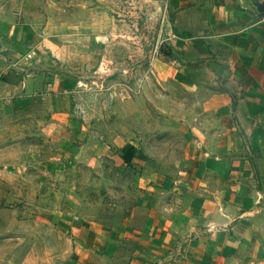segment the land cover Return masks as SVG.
<instances>
[{
    "label": "crops",
    "instance_id": "0c3cea01",
    "mask_svg": "<svg viewBox=\"0 0 264 264\" xmlns=\"http://www.w3.org/2000/svg\"><path fill=\"white\" fill-rule=\"evenodd\" d=\"M86 1V22L69 25L17 22L16 9L0 4V233L30 242L19 264H264V0ZM158 36L170 45L155 57ZM146 57L157 58L154 73L114 88ZM82 79L108 82L110 99L97 103L95 85L81 110L112 119L103 152L101 125L79 117ZM176 86L184 93L179 118ZM150 109L167 113L164 127L182 130L180 163L161 167L164 157L145 151ZM64 130L72 144L83 135L97 162L128 165L124 149L136 150L128 167L138 199L125 215L104 221L79 214L77 202H50L43 175L63 176L57 161L71 155L44 163L35 193L20 180L33 154L47 150L26 155L23 146L36 137L63 143Z\"/></svg>",
    "mask_w": 264,
    "mask_h": 264
},
{
    "label": "rangeland",
    "instance_id": "374dc122",
    "mask_svg": "<svg viewBox=\"0 0 264 264\" xmlns=\"http://www.w3.org/2000/svg\"><path fill=\"white\" fill-rule=\"evenodd\" d=\"M0 4L7 7V10L9 9V6L16 9V16H14V18H17V22L35 21L39 23L40 21L54 20L69 25L79 21H84L85 23L88 19L87 9L89 3L86 0H0ZM4 19H8V17L5 16ZM0 21L3 23L2 20ZM169 45L167 42H164L161 48L157 50L155 57L157 55V57H159L164 49H168ZM152 57H146L144 61H140L136 64L131 62L129 64V69L131 70L130 73H133V79L132 76H128L127 80L123 79L120 81L118 79V83L112 84L115 85L114 88L118 84H123L126 81H131L132 83L136 82L137 80L135 76L138 77L141 72H145V74L154 73V71H156L154 62L157 58L152 59ZM148 79L149 78H146V89H149L152 83V81ZM80 80L78 81V84H80V89L83 93L81 95L82 97L78 100L81 105L79 108V117L86 125H88V123L85 121L89 122L90 120L98 121V124L101 125L97 130L99 140L97 151L103 152L104 149H102V147H106V145L110 146L111 143H108V139L110 135L109 133H111L112 130L114 131V129L110 127V121H112V119L110 118L109 120L104 112H100L94 116V114L92 115L90 112H82L81 110L85 109L89 103L90 105L93 103V95L96 93V91L93 90L95 85L100 87V92H97V95L100 96L96 97L97 103L102 105L105 103V100L110 99V93L108 92L109 88L107 85L108 82L105 79ZM142 82H144V80ZM157 85L161 86L162 89L167 88L166 85ZM176 87L177 95L175 98L177 107L173 116L179 118L183 114V109L180 108L179 105H184V93L179 86ZM89 95L92 96L90 97ZM154 98L157 97L150 94L146 99L151 104ZM159 99L160 102H162L163 100H166L167 97L161 96ZM37 101H33V104H40ZM166 116L167 113L153 112L151 109L146 111L144 117L145 131L146 136L149 135L146 139H149L150 141L145 145V151L162 155L164 158L159 161L161 163L160 166L168 168L171 164L181 162L177 158L184 154L183 148L185 144L182 130L180 128L176 126L171 128L164 127L167 122H162L164 121L162 118H166ZM22 117L25 119V114ZM35 118L37 117H35L34 114L33 116H26V119L28 120H35ZM157 121H159L158 124ZM62 136H65L63 137V143L49 141L47 144L44 140L36 137L30 144L23 146L24 148L22 150L26 151V155L31 149H47L38 154L34 153L33 157L27 161L31 163L30 170L27 172L28 176L20 177V180L23 183H27V189L33 193L40 189L38 184V181L40 180V170L45 167L44 163H46L47 160L51 163L52 159L50 158L52 157L58 158L60 156L67 157L71 155L74 159L57 161L60 163L64 162L66 170L63 176L60 175L57 177L51 172L48 176L43 175V183L45 182L49 188L50 202H61L62 205L66 207H69V203L77 202L79 203V208L77 210L79 214L83 216H97L104 221L109 219L114 220L115 218L125 215L126 209H131L138 199L136 190H133V187L135 186H132V182L136 178V173L133 169L128 167L131 165L133 166L134 164L130 159L136 154V150L130 147L124 149V157L126 160H129L127 161L129 162L128 165L121 163L118 157L115 159L109 158L108 161L102 157L101 159H98L97 162L90 158V154L88 153L90 151L89 143L85 140L86 138H82L84 137L83 135L77 138V141H80V143L74 142V144L67 142L72 140L70 138L73 135L70 130H64L61 137H59V140H61ZM112 146L117 147L115 144ZM21 153L23 154L24 152ZM52 190L54 192H52ZM257 227L258 232L261 235H264V211L260 213ZM23 233L24 232L21 229L15 232L17 235ZM6 238L0 233V264H9V261L11 260L16 261L18 264L23 262L25 258L23 252L30 246V242L24 240H7ZM17 245L21 248L19 252L20 254L14 256L8 255L9 251H12ZM35 246H37V248L40 247L39 240L34 242V247Z\"/></svg>",
    "mask_w": 264,
    "mask_h": 264
},
{
    "label": "built area",
    "instance_id": "2783aa9c",
    "mask_svg": "<svg viewBox=\"0 0 264 264\" xmlns=\"http://www.w3.org/2000/svg\"><path fill=\"white\" fill-rule=\"evenodd\" d=\"M169 40H170L169 37H167L166 39H162L161 36H158L156 43H155V48H154L155 51L157 52V50H159L161 48V46L164 42H167V44L169 45L170 44Z\"/></svg>",
    "mask_w": 264,
    "mask_h": 264
}]
</instances>
